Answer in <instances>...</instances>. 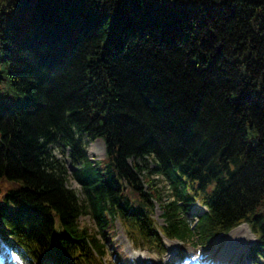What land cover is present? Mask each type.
<instances>
[{
  "label": "trees",
  "instance_id": "16d2710c",
  "mask_svg": "<svg viewBox=\"0 0 264 264\" xmlns=\"http://www.w3.org/2000/svg\"><path fill=\"white\" fill-rule=\"evenodd\" d=\"M156 176L207 208L200 241L248 222L264 261V0H0V235L68 264L117 219L135 244L193 238Z\"/></svg>",
  "mask_w": 264,
  "mask_h": 264
},
{
  "label": "rangeland",
  "instance_id": "374dc122",
  "mask_svg": "<svg viewBox=\"0 0 264 264\" xmlns=\"http://www.w3.org/2000/svg\"><path fill=\"white\" fill-rule=\"evenodd\" d=\"M101 145V141H85L87 155L90 160L102 158L104 153ZM159 181V188L163 189V191H161V197L164 201H167L169 198V192L167 188H165V190L163 188V185H166V182L162 183L161 180ZM71 185L72 188L78 187L75 183H71ZM3 190H5V187L2 183H0V192ZM160 215L161 211L156 205L154 208L153 218L158 222V224H162L163 222ZM82 223L89 225L91 229L93 227L88 222V220H82ZM253 242L254 241L251 233L248 230V227L241 226L231 232L229 235H225L216 239L214 245L217 250L212 253H202L200 248L196 247L195 245H183L177 241H170L165 247V254L159 255L160 260L157 258L156 260L163 264H181V262H191L192 264H210V262L214 260H222L223 262H232L234 264H238L240 261H244V264H254L253 262L246 259L247 250L253 244ZM104 243L106 245L107 252L106 259L110 264L139 263L137 258L132 256L134 249L124 236L123 230L119 224L116 225V236L112 242L110 243L109 241L105 240ZM116 247L121 250L122 254L126 255L125 260H123L121 255L115 251ZM135 253L146 254L145 252L141 251H137ZM152 257L155 258L156 256Z\"/></svg>",
  "mask_w": 264,
  "mask_h": 264
}]
</instances>
